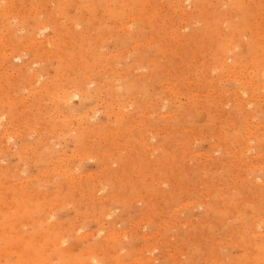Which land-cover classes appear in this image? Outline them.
Listing matches in <instances>:
<instances>
[{
  "label": "rangeland",
  "instance_id": "rangeland-1",
  "mask_svg": "<svg viewBox=\"0 0 264 264\" xmlns=\"http://www.w3.org/2000/svg\"><path fill=\"white\" fill-rule=\"evenodd\" d=\"M0 78V264H264V0H0Z\"/></svg>",
  "mask_w": 264,
  "mask_h": 264
},
{
  "label": "bare ground",
  "instance_id": "bare-ground-1",
  "mask_svg": "<svg viewBox=\"0 0 264 264\" xmlns=\"http://www.w3.org/2000/svg\"><path fill=\"white\" fill-rule=\"evenodd\" d=\"M181 1V0H180ZM186 5V4H185ZM13 6V5H12ZM182 6V5H181ZM46 23V22H45ZM46 26V25H45ZM44 27V26H43ZM43 30V29H42ZM12 31V30H11ZM39 31V30H38ZM2 36V35H1ZM36 38V37H35ZM34 38V39H35ZM25 41V40H24ZM65 41V40H64ZM148 41V40H147ZM30 42V41H29ZM38 43V42H37ZM43 44V43H42ZM37 45V44H36ZM40 45V44H39ZM45 45V44H44ZM39 49V48H38ZM18 56H16V58H17ZM47 58V57H46ZM14 59V58H13ZM19 60V59H18ZM221 60V59H220ZM21 70V69H20ZM15 73H17V72H15ZM24 74V73H23ZM15 78V77H14ZM31 78V77H30ZM60 78V77H59ZM1 79V78H0ZM13 79V78H12ZM29 83V82H28ZM32 83V82H31ZM36 83V82H35ZM25 86V85H24ZM7 87H8V85H7ZM216 88V87H215ZM50 89V88H49ZM199 91V90H198ZM240 92V91H239ZM221 96V95H220ZM12 99H13V97H12ZM60 99V98H59ZM62 99V98H61ZM60 99V100H61ZM247 101V100H246ZM6 102V101H5ZM65 102V101H64ZM20 108V107H19ZM1 119V118H0ZM60 121H62V120H60ZM86 121V120H85ZM85 121H84V123H85ZM81 124V123H80ZM71 125V124H70ZM179 125V124H178ZM69 128V127H68ZM73 130V129H72ZM43 131V130H42ZM215 132V131H214ZM57 136V135H56ZM10 137V136H9ZM244 142V141H243ZM251 146V145H250ZM122 148V147H121ZM138 148V147H137ZM253 150V149H252ZM193 152V151H192ZM147 158V157H146ZM79 161V160H78ZM112 166V165H111ZM256 166V165H255ZM72 168H74V167H72ZM72 168H71V170H72ZM260 168V167H259ZM76 169V168H75ZM163 169V168H162ZM98 172V171H97ZM66 174H68V173H66ZM72 175V174H71ZM70 176V175H69ZM156 177V176H155ZM255 178V177H254ZM105 179V178H104ZM262 181V180H261ZM83 183V182H82ZM139 184V183H138ZM101 189V188H100ZM189 191V190H188ZM95 192V191H94ZM96 194V193H95ZM32 196V195H31ZM9 198V197H8ZM37 198V197H36ZM60 200V199H59ZM7 201V200H6ZM55 202V201H54ZM147 210V209H146ZM108 215V214H107ZM109 216V215H108ZM86 217V216H85ZM50 219V218H49ZM95 220V219H94ZM201 222V221H200ZM133 225V224H132ZM255 227H257V226H255ZM256 229V228H255ZM254 229H252V231H253ZM256 231V230H255ZM112 232V231H111ZM123 232V231H122ZM138 232V231H137ZM91 234V233H90ZM190 234V233H189ZM97 235V234H96ZM112 235V234H111ZM41 236V235H40ZM113 236V235H112ZM256 236V235H255ZM26 238V237H25ZM264 238V237H263ZM212 239V238H211ZM207 240V239H206ZM57 241V240H56ZM59 241H60V239H59ZM113 241V240H112ZM153 242V241H152ZM156 242V241H155ZM59 243H62V241L61 242H59ZM57 244V243H56ZM60 245V244H59ZM154 247V246H153ZM141 252V251H140ZM95 253V252H94ZM44 254V253H43ZM170 257V256H169ZM55 258V257H54ZM93 259H95V258H93ZM92 259V260H93ZM90 260V259H89ZM92 260H91V262H92ZM146 260V259H145ZM113 261V260H112ZM88 263H89V261H88ZM90 264V263H89ZM92 264V263H91Z\"/></svg>",
  "mask_w": 264,
  "mask_h": 264
}]
</instances>
